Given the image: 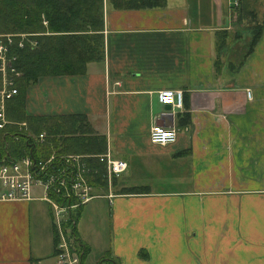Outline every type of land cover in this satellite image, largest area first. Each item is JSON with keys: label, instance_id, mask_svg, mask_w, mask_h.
Masks as SVG:
<instances>
[{"label": "crops", "instance_id": "0c3cea01", "mask_svg": "<svg viewBox=\"0 0 264 264\" xmlns=\"http://www.w3.org/2000/svg\"><path fill=\"white\" fill-rule=\"evenodd\" d=\"M231 1L114 7L102 0V59L81 73L37 77L22 91L21 113L10 110L15 94L5 100L1 134L17 125L42 147V159L81 155L86 182L94 172L89 158L106 167L95 154L126 162L117 174L105 168L106 184H89L80 203L75 224L90 201L92 212L104 201L108 237L100 258L264 264V29L243 57L248 29L236 26ZM221 30L228 34L219 50ZM162 88L180 89L181 105L159 102ZM24 116L40 119L29 125ZM153 124L172 127L175 140L151 142ZM9 140L18 143L0 140L1 155L29 156L21 135ZM57 236L40 184L28 198L0 199V264H57ZM108 257L105 264H115Z\"/></svg>", "mask_w": 264, "mask_h": 264}, {"label": "trees", "instance_id": "16d2710c", "mask_svg": "<svg viewBox=\"0 0 264 264\" xmlns=\"http://www.w3.org/2000/svg\"><path fill=\"white\" fill-rule=\"evenodd\" d=\"M108 1L114 7H143L159 4L162 0ZM254 1L237 0L236 4L231 3L235 13L236 26L248 29V39L243 57L252 50L262 29H264V9H258ZM101 2L102 0H0V36H2L0 39L5 40V35H9L11 41L7 42V55L14 56L10 60V65L17 72L13 74L16 93L13 96L11 112H22L20 106L22 91L27 84L35 81L37 77L81 73L88 61L102 59ZM21 32L25 33L26 36L20 37L19 33ZM220 33L222 37L217 43L219 50L226 43L225 36L228 32L221 30ZM239 35L237 29L232 37L236 38ZM19 39L22 41L21 45L17 44ZM218 61L215 59L214 62ZM24 117L29 125L35 124L37 119H40L35 116ZM12 126L14 127L12 130H3L2 134L0 131V140L15 146L18 142L8 141V136L11 134L21 135L22 140L25 141L24 146L27 153L29 151L28 155L33 159L42 158L40 157L42 147L35 145L30 136L21 132L17 125ZM45 133L47 135L53 133L50 126L46 127ZM99 142V139L94 142V144H98L97 148H99ZM22 152L19 148L16 149L19 157L23 154ZM5 157L12 158L10 155L9 157L5 155ZM55 159L57 161L58 157ZM87 162L94 170L93 173L87 175L88 184L104 186L106 184V172L103 163H99L93 158H89ZM113 178L114 175H111V179ZM80 208L81 205L78 204L73 210H70L66 222L76 247L79 264L88 251L87 244L79 238L75 230V222L80 213ZM104 257L108 256L104 255ZM108 258L114 261L113 258Z\"/></svg>", "mask_w": 264, "mask_h": 264}, {"label": "built area", "instance_id": "2783aa9c", "mask_svg": "<svg viewBox=\"0 0 264 264\" xmlns=\"http://www.w3.org/2000/svg\"><path fill=\"white\" fill-rule=\"evenodd\" d=\"M236 4V0L231 1ZM23 37V34H20ZM8 34L5 40L0 39V128L7 122L4 112L5 100L16 93L13 74L17 72L10 65L13 55H7ZM18 45L22 44L19 39ZM246 95L250 91L246 89ZM157 100L169 105H181V90L162 88L156 92ZM24 124V122H21ZM39 137L42 136L40 133ZM148 138L157 144H167L175 140V130L170 126L153 124L148 130ZM55 157H58L56 161ZM99 161L105 162L108 174L121 172L126 162L122 159L111 158L107 152L95 154ZM79 154L61 156L50 155L44 159H33L22 156L18 159L0 156V199H20L30 196V187L38 183L43 187L44 194L52 206L54 224L58 239L57 264H77L78 254L71 242L69 226L66 224L70 210L90 197L89 184L84 173L89 170Z\"/></svg>", "mask_w": 264, "mask_h": 264}, {"label": "rangeland", "instance_id": "374dc122", "mask_svg": "<svg viewBox=\"0 0 264 264\" xmlns=\"http://www.w3.org/2000/svg\"><path fill=\"white\" fill-rule=\"evenodd\" d=\"M254 2L258 9H264V0H255ZM19 34H23V37L26 36V34L22 32ZM0 38H2V36H0ZM36 188L38 191V188L40 187L36 186ZM91 202H93V200L89 202V206H84L80 222L78 221V223L75 224V230L77 234H79L80 236L82 235L83 239L87 242L88 246V251L82 259V264H99L100 261L103 262L101 264H105L106 260L104 254L103 260L99 261L100 257L98 256L100 247L106 244L108 237V231L106 230V218L104 216V201L103 208L96 210L98 215L96 217V225L94 226L92 225V223H90V221L91 218L96 215L94 214L96 211L92 212L91 208H89ZM71 242H73L72 239Z\"/></svg>", "mask_w": 264, "mask_h": 264}, {"label": "water", "instance_id": "95a60500", "mask_svg": "<svg viewBox=\"0 0 264 264\" xmlns=\"http://www.w3.org/2000/svg\"><path fill=\"white\" fill-rule=\"evenodd\" d=\"M164 104L168 105L167 103H164Z\"/></svg>", "mask_w": 264, "mask_h": 264}]
</instances>
